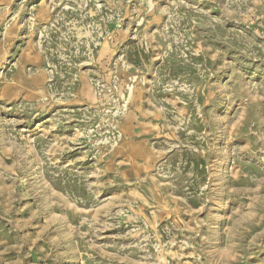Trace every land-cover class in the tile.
<instances>
[{"label":"rangeland","instance_id":"rangeland-1","mask_svg":"<svg viewBox=\"0 0 264 264\" xmlns=\"http://www.w3.org/2000/svg\"><path fill=\"white\" fill-rule=\"evenodd\" d=\"M0 264H264V0H0Z\"/></svg>","mask_w":264,"mask_h":264}]
</instances>
